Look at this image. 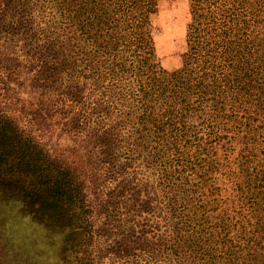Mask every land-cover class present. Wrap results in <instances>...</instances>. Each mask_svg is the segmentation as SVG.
Returning a JSON list of instances; mask_svg holds the SVG:
<instances>
[{
    "label": "rangeland",
    "instance_id": "1",
    "mask_svg": "<svg viewBox=\"0 0 264 264\" xmlns=\"http://www.w3.org/2000/svg\"><path fill=\"white\" fill-rule=\"evenodd\" d=\"M57 15L51 0H0V110L53 153L72 151L93 228L53 226L18 205L19 197L0 198V264H203L206 247L190 243L204 240L197 225L214 233L216 246L231 227L237 235L242 227L252 232L264 208V142H255L264 129H238L254 116L264 122V111L225 100L215 120L198 101L156 134L113 97L95 115L106 141L89 142L77 131L82 119L75 122L73 110L56 101L53 61L62 46L70 54L75 34ZM189 20V0H158L152 38L168 70L181 65Z\"/></svg>",
    "mask_w": 264,
    "mask_h": 264
},
{
    "label": "trees",
    "instance_id": "2",
    "mask_svg": "<svg viewBox=\"0 0 264 264\" xmlns=\"http://www.w3.org/2000/svg\"><path fill=\"white\" fill-rule=\"evenodd\" d=\"M51 1L64 29L75 31L70 54L62 46L58 51L63 56L57 52L53 61L56 101L73 110L75 122L82 119L77 131L86 132L89 142L106 141V130H98L102 120L95 115L113 97L137 126L156 134L198 101L211 108L206 113L215 120L225 114V100L251 102L255 114L264 111V0H189L186 45L181 65L173 70L162 66L152 38L158 0ZM249 119L238 130L264 129L262 118ZM262 131L263 141L256 143L264 142ZM52 151L18 118L0 110V198L19 197L23 201L18 205L33 217L53 226L66 221L78 232H90L92 208L79 163L72 151ZM249 163L251 159L243 162L245 170ZM261 211L252 232L242 227L237 235L231 227L220 237V246L213 245V232L197 225L205 241L190 243L206 247L203 264H264Z\"/></svg>",
    "mask_w": 264,
    "mask_h": 264
}]
</instances>
